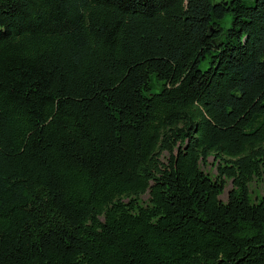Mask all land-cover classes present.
I'll list each match as a JSON object with an SVG mask.
<instances>
[{
	"label": "trees",
	"instance_id": "1",
	"mask_svg": "<svg viewBox=\"0 0 264 264\" xmlns=\"http://www.w3.org/2000/svg\"><path fill=\"white\" fill-rule=\"evenodd\" d=\"M260 177L264 0H0V264H264Z\"/></svg>",
	"mask_w": 264,
	"mask_h": 264
},
{
	"label": "rangeland",
	"instance_id": "2",
	"mask_svg": "<svg viewBox=\"0 0 264 264\" xmlns=\"http://www.w3.org/2000/svg\"><path fill=\"white\" fill-rule=\"evenodd\" d=\"M202 169L210 174L212 177H215L217 175V168H216V162L213 160V157L210 156L207 159V162L205 165H201ZM232 187L231 180H226L224 190L222 194L219 196V198L223 201L227 200L228 192ZM250 197L251 200L254 202L257 200L258 197L261 196V194L264 192V177L256 178L248 185ZM148 198L147 194H144L141 199L143 201H146Z\"/></svg>",
	"mask_w": 264,
	"mask_h": 264
}]
</instances>
